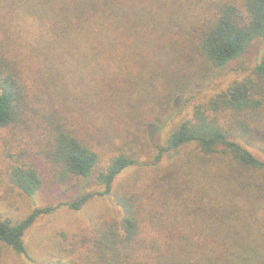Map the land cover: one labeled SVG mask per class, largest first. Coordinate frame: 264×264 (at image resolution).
I'll use <instances>...</instances> for the list:
<instances>
[{
  "label": "trees",
  "instance_id": "trees-1",
  "mask_svg": "<svg viewBox=\"0 0 264 264\" xmlns=\"http://www.w3.org/2000/svg\"><path fill=\"white\" fill-rule=\"evenodd\" d=\"M169 2L188 13L166 41L173 24ZM8 4L17 6L14 15L11 9L6 13ZM259 39H264V0H0V128L19 120L27 90L38 89L29 82L27 67L46 75L42 91L53 84L50 107L64 108L71 97L85 101L76 80L79 89L90 85L85 77L116 86L122 66L140 56L138 63L147 70L142 80L166 109L194 84L195 57L206 71L219 72ZM152 48L156 57L146 52ZM174 53V60L184 59L189 68L181 75L168 69L167 79L166 55ZM106 95L111 104L119 93ZM263 102L264 51L251 73L197 103L164 141L154 143L150 129L170 111L148 121L147 165L158 169L168 157L166 170L153 177L149 193L145 185L137 184L136 191L132 184L116 197L117 219L96 235L97 264H264V157L250 147ZM81 103L74 115L82 113ZM70 111L43 126V154L58 180L92 179L103 188L63 203L79 210L95 196L113 194L116 179L143 164L142 151L118 150L103 161L80 137L75 126L82 122ZM7 174L25 195L43 187L33 161L14 160ZM159 206L161 211L151 208ZM57 208L36 206L19 220L0 215V242L29 256L27 231Z\"/></svg>",
  "mask_w": 264,
  "mask_h": 264
},
{
  "label": "rangeland",
  "instance_id": "rangeland-1",
  "mask_svg": "<svg viewBox=\"0 0 264 264\" xmlns=\"http://www.w3.org/2000/svg\"><path fill=\"white\" fill-rule=\"evenodd\" d=\"M16 7L11 4L6 5V13H8V9H11L14 15ZM168 9L173 15L171 17L173 24L168 26L171 29L169 28L170 31L166 33V41L176 33V27L182 22L186 23L185 14L188 13L177 2H169ZM10 27H12L10 30L12 31L14 24ZM57 51L61 50L57 49ZM263 51L264 39H259L239 60L219 72L206 71L205 63L197 62V57H195L194 62L190 63V68H194L195 72L198 66L197 74L195 75L192 70L194 77L190 76L193 77L190 81L194 84L186 93L175 99L172 107L166 103V109L152 97L150 93L152 87L142 80L147 70L140 67L141 65L138 63L140 56L137 62L131 60L122 66L121 79L116 86L112 87L99 78L96 80L99 82L95 83L85 77L84 80L90 85L82 83V88L79 89L81 83L76 80L75 88L78 89V93L84 94L85 101L78 100L77 102L71 97L70 106L64 105V108L61 106L50 107L49 100L54 91L53 84L49 83L48 87L44 86L42 91L41 83L46 75L42 70L36 71L27 67L28 80L29 82L35 81L38 89L33 87L29 89L30 92L27 90L25 107L23 106L24 109L19 120L9 129L0 128V215L19 220L36 206L51 205L58 208L50 214L40 216L27 231L25 241L29 256L17 253L11 247L0 242V264H33L34 262L40 264H97L98 254L94 251L96 235L98 229L117 219L119 212L116 197L124 190L129 189L132 184L136 191L138 185L141 187L145 185L148 190L153 177L166 170L168 157H165L158 169L147 165L150 144L146 138V123L154 119L158 113L170 111L165 118L157 121L150 129V138L154 143L164 141L180 121L192 114L197 103L203 102L233 80L251 73V68L256 64ZM146 52H151V55L156 57L154 48ZM174 55L175 53L166 55L167 79H169L168 69L170 71L175 69L177 70L175 73L181 75L180 71H186L189 68L185 60L180 57L176 62ZM85 70L87 72L89 68L86 67ZM26 80L27 77L25 82ZM109 91L119 93V96L113 97L112 105L106 98ZM88 95L90 99L87 98ZM87 99L89 106L86 103ZM80 102L83 105L82 113L74 115V109L81 110ZM114 102H117L119 107L116 108ZM69 110H71L70 116H77L82 122L75 126L80 137L99 151L103 161L118 150L128 151L133 147L138 153L142 151L138 158L143 164L124 171V174L120 175L113 185V194L95 196L79 210L72 209L63 203L75 200L84 192L102 190L103 188L92 179L81 181L78 178H71L64 182L58 180L54 168L51 167L43 154L47 146V136L43 126L50 127L59 112L67 115ZM86 124L89 126L88 129H85ZM256 129L253 135L255 137L254 144H251L250 147L255 153L264 157V104L260 110ZM14 160L35 163L44 182L43 187L35 195H25L9 182L8 167L13 164ZM147 192L149 193V190ZM151 208L161 211L160 206Z\"/></svg>",
  "mask_w": 264,
  "mask_h": 264
}]
</instances>
